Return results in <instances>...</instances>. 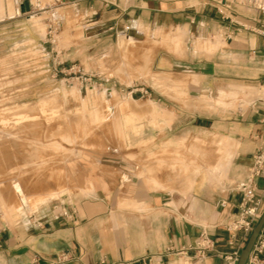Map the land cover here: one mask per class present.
<instances>
[{
	"label": "crops",
	"instance_id": "crops-1",
	"mask_svg": "<svg viewBox=\"0 0 264 264\" xmlns=\"http://www.w3.org/2000/svg\"><path fill=\"white\" fill-rule=\"evenodd\" d=\"M54 1L71 8L79 21L83 37L75 51L82 60L92 44L108 43L119 33L138 32L142 39L147 32L156 43L166 37L170 50L156 47L151 66L186 78H155L156 84L203 93L210 104L200 100L204 110L192 112L196 103L188 100L187 112L155 114L172 133L165 148L178 155L161 163L184 165V175H148L147 148L132 138L121 154L114 147L91 163L82 195H64L32 212L0 207V264H178L181 258L166 255L169 247L188 250L192 264H226L250 235L227 230L239 212L237 185L264 148V38L254 32L264 17L237 5L222 16L211 0H119L114 6L102 0ZM15 2L19 19L46 10L49 1ZM41 5L45 9L36 11ZM196 148L201 156L195 157ZM254 188L263 211L264 172ZM201 235L212 250L202 257L194 250Z\"/></svg>",
	"mask_w": 264,
	"mask_h": 264
},
{
	"label": "rangeland",
	"instance_id": "rangeland-1",
	"mask_svg": "<svg viewBox=\"0 0 264 264\" xmlns=\"http://www.w3.org/2000/svg\"><path fill=\"white\" fill-rule=\"evenodd\" d=\"M48 1L46 10L14 19L19 14L9 10L17 8L15 0H0V207L32 212L40 205L31 203L50 193H59L46 202L51 205L64 195H80L89 184L91 163L109 156L114 147L121 154L124 141L132 138L147 148L143 167L148 175H184V165L161 163L178 155L165 148L172 133L165 132L167 123H158L155 114L187 112L188 100L196 103L192 112H202L198 104L207 95L156 84L155 78H186L151 66L154 49L170 50L171 41L164 37L156 43L150 33L141 39L137 32L130 35L141 40L124 46L126 34L119 33L108 43L101 39L89 45L93 51L82 60L75 51L83 35L74 11ZM41 8L45 9L41 5L36 11ZM60 16L62 21L56 18ZM146 56L147 71L141 69ZM137 112L147 115L137 119ZM129 118L136 120L126 124ZM194 155L201 156V150L196 148Z\"/></svg>",
	"mask_w": 264,
	"mask_h": 264
},
{
	"label": "built area",
	"instance_id": "built-area-1",
	"mask_svg": "<svg viewBox=\"0 0 264 264\" xmlns=\"http://www.w3.org/2000/svg\"><path fill=\"white\" fill-rule=\"evenodd\" d=\"M105 6H114L119 0H102ZM216 6V11L224 15V11L231 5H237L248 8L264 17V0H211ZM258 36L264 38V22L254 31ZM264 172V148L259 150L252 157V163L245 179L237 185V190L241 193V203L236 219L231 222L227 230L231 233L243 232L249 235L254 228L262 212V203L256 195L254 180L262 176ZM195 252L202 257L207 252H212L211 245L206 236L201 235L194 248ZM166 255H173L181 258L185 262L192 264L188 259V250L167 248ZM237 253L226 257V264H237ZM98 264H110L101 260ZM245 264H264V226L258 235L255 244Z\"/></svg>",
	"mask_w": 264,
	"mask_h": 264
},
{
	"label": "bare ground",
	"instance_id": "bare-ground-1",
	"mask_svg": "<svg viewBox=\"0 0 264 264\" xmlns=\"http://www.w3.org/2000/svg\"><path fill=\"white\" fill-rule=\"evenodd\" d=\"M10 12H14V14H18V9L17 8H14L13 10H9ZM2 9H1V6H0V17L2 16ZM133 34V33H132ZM161 35V34H160ZM169 37V36H168ZM171 37V36H170ZM169 37V38H170ZM126 41L125 42H122V45H127V44H132V43H135V42H139L141 39L139 38V37H133L132 35H130V36H126L125 38H124ZM142 43H140V45H141ZM130 51H132V50H130ZM129 52V51H128ZM132 53V52H131ZM130 55V53H127V55ZM134 54V53H133ZM132 54V55H133ZM154 54V53H153ZM126 55V56H127ZM132 55H130V56H132ZM129 56V57H130ZM129 57H127V58H129ZM134 57V59H136V56L134 55L133 56ZM150 58H149V56H146L145 57V60H144V62H143V64L141 65V69H143V70H145V71H147L146 69H147V67L149 66V63H150V60H149ZM126 60H128V59H126ZM130 60V59H129ZM133 62H134V60H133ZM123 64H125V62H123ZM133 64V63H132ZM132 64H131V66H132ZM135 65V64H134ZM114 91L113 90H111V92H110V94L111 95H114ZM201 103H203V104H206V105H208V104H210V102L209 101H206V100H202L201 101ZM147 104H150V103H147ZM45 105V104H44ZM44 108V107H43ZM43 114H45V112H42ZM127 114V113H126ZM125 114V115H126ZM54 114L53 113H51V116H53ZM124 115V114H123ZM129 117H132V116H129ZM122 118V117H121ZM133 119L134 118H129V119H127L126 121H125V123L126 124H130V123H132V121H133ZM126 131V130H125ZM67 137H70V136H68L67 135ZM36 176V175H35ZM35 178H37V177H35ZM43 180V179H42ZM35 182V181H34ZM40 182V181H39ZM38 182H36V184H37ZM44 183H46L45 182V180H44ZM43 183V184H44ZM30 185H31V182H30ZM31 187V186H30ZM33 188V187H32ZM42 188H44V187H41V192H42ZM14 189L16 190V191H18L19 189H18V186L17 185H14ZM46 189V188H45ZM45 191V190H44ZM44 191H43V193H44ZM47 192V191H46ZM17 193V192H16ZM18 194V193H17ZM57 196H59V193H50L49 195H47V196H44L43 197V199H39V200H36V201H33V203H31L33 206H37V205H45V204H47L46 202L47 201H49L50 199H52V198H56ZM18 197V196H17ZM20 202H21V204H22V200L20 199ZM19 202V203H20ZM18 204V203H17ZM5 205V204H4ZM7 211V210H6ZM13 214V213H12ZM11 215V214H10ZM9 215V216H10Z\"/></svg>",
	"mask_w": 264,
	"mask_h": 264
},
{
	"label": "water",
	"instance_id": "water-1",
	"mask_svg": "<svg viewBox=\"0 0 264 264\" xmlns=\"http://www.w3.org/2000/svg\"><path fill=\"white\" fill-rule=\"evenodd\" d=\"M263 226H264V209H263L256 225L252 229L244 248L240 251V254L237 258V264H245L246 263L249 255H250V252H251V250L255 244V241H256L258 235L260 234Z\"/></svg>",
	"mask_w": 264,
	"mask_h": 264
}]
</instances>
